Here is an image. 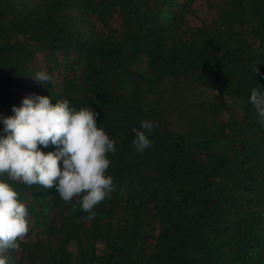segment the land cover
<instances>
[{"label":"trees","instance_id":"1","mask_svg":"<svg viewBox=\"0 0 264 264\" xmlns=\"http://www.w3.org/2000/svg\"><path fill=\"white\" fill-rule=\"evenodd\" d=\"M258 86L264 0H0V113L28 94L67 99L116 148L94 216L9 181L31 226L8 264H264ZM142 119L155 126L137 152Z\"/></svg>","mask_w":264,"mask_h":264},{"label":"clouds","instance_id":"2","mask_svg":"<svg viewBox=\"0 0 264 264\" xmlns=\"http://www.w3.org/2000/svg\"><path fill=\"white\" fill-rule=\"evenodd\" d=\"M31 75L41 86L53 79L43 70ZM50 100L49 95L28 94L19 106H11V115L0 113V264H8L2 253L17 248L18 239L28 232L27 208L9 181L54 189L65 202L79 196V208L89 216L113 188L107 169L115 141L98 126V114L67 99ZM248 102L264 123V88H251ZM154 126L152 120L142 119L139 129L133 128L135 151L151 146ZM49 144L54 150H41Z\"/></svg>","mask_w":264,"mask_h":264},{"label":"rangeland","instance_id":"3","mask_svg":"<svg viewBox=\"0 0 264 264\" xmlns=\"http://www.w3.org/2000/svg\"><path fill=\"white\" fill-rule=\"evenodd\" d=\"M197 2H198V4H199V6L201 7V4H202V0H197ZM203 18H205V16H204V14L203 13H201L200 14ZM196 21V20H195ZM27 218V217H26ZM27 220H28V218H27ZM31 226V223L30 222H28V228ZM25 238V235L22 237V238H20V239H24ZM73 251L75 252L76 251V248H75V246H73Z\"/></svg>","mask_w":264,"mask_h":264}]
</instances>
